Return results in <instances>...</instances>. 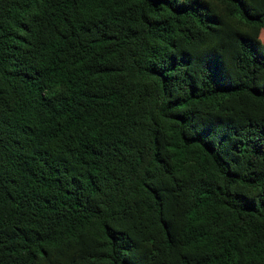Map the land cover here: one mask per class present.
I'll return each mask as SVG.
<instances>
[{"label":"trees","instance_id":"1","mask_svg":"<svg viewBox=\"0 0 264 264\" xmlns=\"http://www.w3.org/2000/svg\"><path fill=\"white\" fill-rule=\"evenodd\" d=\"M264 0H0V264H264Z\"/></svg>","mask_w":264,"mask_h":264},{"label":"rangeland","instance_id":"2","mask_svg":"<svg viewBox=\"0 0 264 264\" xmlns=\"http://www.w3.org/2000/svg\"><path fill=\"white\" fill-rule=\"evenodd\" d=\"M262 41L264 42V33L261 35Z\"/></svg>","mask_w":264,"mask_h":264}]
</instances>
